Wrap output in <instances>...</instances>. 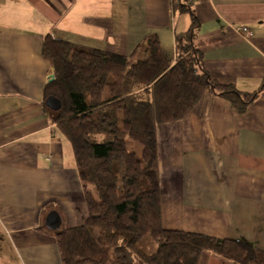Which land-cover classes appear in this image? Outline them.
<instances>
[{
  "label": "crops",
  "instance_id": "0c3cea01",
  "mask_svg": "<svg viewBox=\"0 0 264 264\" xmlns=\"http://www.w3.org/2000/svg\"><path fill=\"white\" fill-rule=\"evenodd\" d=\"M201 21L204 65L239 91L264 81V0H188ZM191 24L172 0H0V264H62L44 231L88 218L70 141L44 110L54 68L46 35L128 56L157 35L170 57ZM249 29L248 37L236 28ZM163 223L264 250V91L244 114L206 92L192 113L157 127ZM199 264H231L204 253Z\"/></svg>",
  "mask_w": 264,
  "mask_h": 264
},
{
  "label": "trees",
  "instance_id": "16d2710c",
  "mask_svg": "<svg viewBox=\"0 0 264 264\" xmlns=\"http://www.w3.org/2000/svg\"><path fill=\"white\" fill-rule=\"evenodd\" d=\"M172 3L191 20L176 34L174 57L157 35L128 56L44 38L43 57L55 75L45 87L44 110L72 145L88 210L81 226L43 228L55 238L62 264H199L204 253L231 264H264V250L246 239L164 226L157 127L183 120L206 92L244 114L264 91V81L244 93L215 80L204 65L207 42L198 38L192 3ZM49 97L61 102L60 110L47 107ZM146 237L154 251L142 247Z\"/></svg>",
  "mask_w": 264,
  "mask_h": 264
},
{
  "label": "water",
  "instance_id": "95a60500",
  "mask_svg": "<svg viewBox=\"0 0 264 264\" xmlns=\"http://www.w3.org/2000/svg\"><path fill=\"white\" fill-rule=\"evenodd\" d=\"M55 80V75L53 74L50 78V81L52 82ZM46 105L49 109L53 111H58L61 109V102L55 98V97H49L46 101ZM45 225L48 229L52 231H57L62 226V218L58 211H51L46 219H45Z\"/></svg>",
  "mask_w": 264,
  "mask_h": 264
},
{
  "label": "rangeland",
  "instance_id": "374dc122",
  "mask_svg": "<svg viewBox=\"0 0 264 264\" xmlns=\"http://www.w3.org/2000/svg\"><path fill=\"white\" fill-rule=\"evenodd\" d=\"M138 149L141 150V147L138 146ZM140 155V154H139ZM142 247H144V249L147 251V252H151V251H154L156 249V246L152 243V241L150 240L149 237H146L143 241H142Z\"/></svg>",
  "mask_w": 264,
  "mask_h": 264
},
{
  "label": "built area",
  "instance_id": "2783aa9c",
  "mask_svg": "<svg viewBox=\"0 0 264 264\" xmlns=\"http://www.w3.org/2000/svg\"><path fill=\"white\" fill-rule=\"evenodd\" d=\"M236 31L240 34H242L243 36L245 37H248V35L250 34L249 33V29L246 28V27H239V28H236Z\"/></svg>",
  "mask_w": 264,
  "mask_h": 264
}]
</instances>
